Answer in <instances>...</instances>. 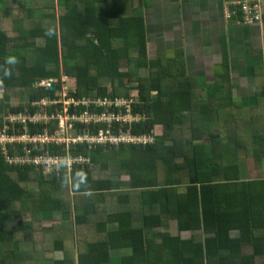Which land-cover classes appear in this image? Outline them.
<instances>
[{"label": "trees", "instance_id": "obj_1", "mask_svg": "<svg viewBox=\"0 0 264 264\" xmlns=\"http://www.w3.org/2000/svg\"><path fill=\"white\" fill-rule=\"evenodd\" d=\"M146 2L0 0V131L48 95L37 82L65 75L57 86L77 99L132 100L141 118L124 130L153 136L77 145L91 165L48 174L0 151V264H264V171L243 178L237 153L251 143L247 156L263 162L264 102L239 122L226 59L220 81L202 85L181 56L149 58Z\"/></svg>", "mask_w": 264, "mask_h": 264}, {"label": "crops", "instance_id": "obj_2", "mask_svg": "<svg viewBox=\"0 0 264 264\" xmlns=\"http://www.w3.org/2000/svg\"><path fill=\"white\" fill-rule=\"evenodd\" d=\"M235 1L244 0H148L144 17L149 58L159 51L170 60L181 56L185 72L198 77L202 85L220 81L217 75L224 72L226 59L231 99L240 105L236 115L244 116L257 103V95L264 102V0H257L262 19L253 24L226 18L227 8ZM205 88H197L201 97ZM237 118L239 122L248 119ZM241 146L238 154L246 153L251 143ZM257 168L264 171V160Z\"/></svg>", "mask_w": 264, "mask_h": 264}, {"label": "built area", "instance_id": "obj_3", "mask_svg": "<svg viewBox=\"0 0 264 264\" xmlns=\"http://www.w3.org/2000/svg\"><path fill=\"white\" fill-rule=\"evenodd\" d=\"M226 18H238L245 24L261 21L262 11L257 0L235 1L225 13ZM60 80L48 79L37 83H53L54 90L43 88L48 95L31 100L30 106L35 111L14 112L4 117V125L0 131V151L8 164L33 165L43 169L45 174L53 171L71 170L74 165H91L88 156L83 153L72 154L71 149L85 144L88 148L97 144H148L152 143V134L134 135L124 125L139 121L138 114H132L127 99H110L107 97L77 99L68 85L57 86ZM56 91L58 98L51 97ZM67 91V92H66ZM61 104V108L47 111L49 107ZM85 106L79 113H70V107ZM115 106L119 110H111ZM93 107V109H88ZM104 107L98 111L95 108ZM125 107V110L121 109ZM77 123L80 126H77ZM82 126V127H81ZM58 146L63 148L50 149Z\"/></svg>", "mask_w": 264, "mask_h": 264}, {"label": "rangeland", "instance_id": "obj_4", "mask_svg": "<svg viewBox=\"0 0 264 264\" xmlns=\"http://www.w3.org/2000/svg\"><path fill=\"white\" fill-rule=\"evenodd\" d=\"M15 12V14H16V12H17V10H14ZM1 10H0V16H1ZM140 73L141 74H143L144 75V73H145V70H141L140 71ZM52 86H54L55 87V85L53 84V83H45V85L44 84H42V83H36V87H38V88H41V89H43V88H49L50 89V87H52ZM51 90V89H50ZM52 91V90H51ZM67 92V91H66ZM236 108H238V107H235V109H234V113L236 114ZM241 108H244V107H241ZM242 117H244V116H242ZM238 157L240 158V161H241V172H242V176H243V178H254V177H257V175L259 174V171H258V168H257V166L259 165V164H255V163H257L256 161H254V159L253 158H251L250 156H247V154L246 153H244L243 151H242V153H239L238 154ZM252 162H254V164L252 165ZM262 165H263V162L261 163ZM100 173V171H98V174ZM101 175V174H100ZM29 189H30V191L32 192V193H34V197H37V195H38V191H39V186H38V184L36 183V182H31V183H29ZM37 194V195H36ZM111 194H113V193H111ZM111 200L113 199V196H112V198H110ZM31 206H32V204H30ZM26 214V213H25ZM25 217L24 218H27L29 215H24ZM22 247H25V248H28V247H30L31 246V244L29 243V242H25V243H23L22 245H21Z\"/></svg>", "mask_w": 264, "mask_h": 264}, {"label": "water", "instance_id": "obj_5", "mask_svg": "<svg viewBox=\"0 0 264 264\" xmlns=\"http://www.w3.org/2000/svg\"><path fill=\"white\" fill-rule=\"evenodd\" d=\"M50 89H51V90H54V89H55V87H54V86H52V87H50Z\"/></svg>", "mask_w": 264, "mask_h": 264}, {"label": "clouds", "instance_id": "obj_6", "mask_svg": "<svg viewBox=\"0 0 264 264\" xmlns=\"http://www.w3.org/2000/svg\"><path fill=\"white\" fill-rule=\"evenodd\" d=\"M11 62V61H10Z\"/></svg>", "mask_w": 264, "mask_h": 264}]
</instances>
